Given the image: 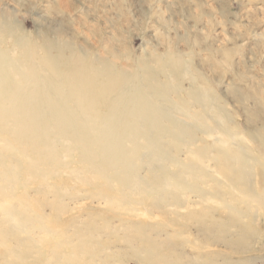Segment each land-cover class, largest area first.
<instances>
[{"label":"rangeland","instance_id":"374dc122","mask_svg":"<svg viewBox=\"0 0 264 264\" xmlns=\"http://www.w3.org/2000/svg\"><path fill=\"white\" fill-rule=\"evenodd\" d=\"M164 105L196 146L244 148L264 193V0H0V264H264V205L227 183L212 199L226 179L199 161L229 162ZM227 201L244 213L223 233Z\"/></svg>","mask_w":264,"mask_h":264},{"label":"bare ground","instance_id":"6f19581e","mask_svg":"<svg viewBox=\"0 0 264 264\" xmlns=\"http://www.w3.org/2000/svg\"><path fill=\"white\" fill-rule=\"evenodd\" d=\"M133 78V77H132ZM145 89V88H144ZM148 90V89H147ZM187 95H186V100L188 101V103L190 102V101H197V102H201L202 104H206L207 103V99L201 94V92L197 89V88H188L187 90ZM141 92H142V90H141ZM147 92V91H146ZM142 97H148L147 96V94L144 92H142ZM201 104V105H202ZM196 105V104H195ZM206 107H207V105H205ZM2 107H0V112H2ZM159 109L160 110H162L163 112V114H165V115H167L169 118H170V120H172L173 121V124H172V128L171 129H169V132H171V133H174V132H176L178 135H185L186 136V138H187V140H185V145L187 146V148L188 147H195L196 145H197V143H198V141H199V139L197 140V139H193L192 141L190 140L191 139V137H193V134H194V130L192 131V130H190V129H188V128H186V127H177L176 125H178L179 124V120H180V118H178V116H177V111L174 109V107L173 106H170V105H164L163 107H159ZM183 113V112H182ZM22 115V114H21ZM20 114H14V116L13 117H11L10 119L9 118H4V121H5V126H13V125H18L17 123H19V124H21L22 125V122L20 123V121L22 120V116H21ZM207 116H208V114H206V111H204V112H202L201 114H200V116H199V118L200 119H202L203 121L205 120V121H207L208 119H207ZM212 119V118H211ZM178 120V121H177ZM213 121V120H212ZM171 123V122H170ZM184 125H186V124H184ZM187 127H188V125H186ZM216 127V126H215ZM9 128V127H8ZM198 128V127H197ZM212 128V127H211ZM221 128V127H220ZM218 129V128H217ZM11 130V129H10ZM12 131V130H11ZM217 131V130H216ZM215 131V132H216ZM14 132H16V130L14 131ZM20 132V134H23V132H21V131H19ZM18 132V133H19ZM220 132V131H219ZM213 133H214V131H213ZM213 133H212V135H213ZM251 133V137H255V138H257V139H264V138H262V137H260V136H258V135H256L254 132H250ZM155 134H158L162 139H165V137H163L164 135H163V133L162 132H158V131H156V133ZM40 135V134H39ZM210 135V134H209ZM156 136V135H155ZM195 136V135H194ZM214 136V135H213ZM120 137V136H119ZM202 137V136H201ZM200 137V138H201ZM214 138V137H213ZM43 139V138H42ZM205 139H206V137H205ZM43 140H45V137H44V139ZM190 140V141H189ZM207 140V139H206ZM162 140H157V142L156 141H154V144H152L151 145V147H150V151L147 149L149 146H150V144L148 145L147 144V147L144 145V148H146L147 149V154H149L150 156L154 153V155L156 156L157 154H161L160 156H165L166 157V159H167V161H170V162H172L173 164H175V163H182L181 161H179L177 158H174L173 156H172V149H171V147L169 146V147H163V142H161ZM10 143H12V142H10ZM114 143H116V144H118V143H120V138H117V140L114 142ZM113 143V146H115L116 144H114ZM160 143L161 144H163V145H160ZM261 148H263L264 147V141H261ZM201 144V143H200ZM235 145H237V144H233L232 142L231 143H229V142H226V141H221V140H214L212 143H205L204 145L202 144V145H199V146H196L197 147V149H198V153H200V154H203V155H205V153H206V155H208V154H212V153H217L219 156H221V157H223L224 159H226L227 160V162H229V165L227 166L226 164H225V162H224V164L225 165H223L222 163V166L223 167H221L220 165V163H218V160H215L213 157H212V159H207L206 161H204V162H201V161H199L200 163L198 164V166L199 167H201V166H203L204 167V170L206 171V173H207V175H205V178H202L203 180H204V183L207 181V177L208 176H210L211 175V177L212 178H219L218 176L219 175H221V177H225V181H224V179L222 180L221 179V181H219V180H217L216 182H214L213 183V185H217V186H215V187H212V196H211V198L213 199V198H215L214 196H215V194H216V192H217V190L220 188L219 186H220V184L222 183V184H224V183H227V184H229L230 186H237L239 189H241V190H243L244 189V192L247 194V197L249 198V195H251L252 196V202H257L258 204H262V205H264V193H261V194H259V195H257L256 194V191H254L255 192V194H254V192L253 191H251V184H250V176L248 177L246 174H245V169L247 168H249V163H250V160H249V162H248V159H250L249 158V155H247V153H246V151L244 150V148H237ZM113 146H111L110 145V147H108L107 148V150H106V153H108V152H111L112 150H114V148H113ZM50 147V146H49ZM48 147V148H49ZM117 147V146H116ZM121 146L119 145V148H120ZM239 147V146H238ZM260 147V146H259ZM84 148H86V146H84ZM122 149H123V147H122ZM48 151H49V149H48ZM86 151H89V149L88 148H86ZM251 151H252V149H251ZM164 157V158H165ZM254 159V158H253ZM58 160V159H57ZM201 160H202V158H201ZM264 160V159H263ZM263 160H259L260 162H263V166H264V161ZM56 163H57V161H56ZM60 162H58V164H59ZM64 164V162H62L61 161V164ZM149 165L150 166H152V167H154V165L153 164H151V163H149ZM141 166H143V165H141V163L140 164H136V167L137 168H139V167H141ZM165 167L164 168H167V165H164ZM217 167L218 168V170H212L211 172H209V168L210 167ZM162 167H163V165H162ZM161 167V168H162ZM132 168H133V166H132ZM202 168V167H201ZM225 168V171L223 170V169ZM219 170H223V171H219ZM100 172H102V171H100ZM100 172H98V173H100ZM168 173H169V171H168ZM216 173H218L219 175H217ZM210 174V175H209ZM173 174H171V176H172ZM260 175V178H261V183L262 182H264V168H263V171L259 174ZM201 179V180H202ZM135 180L137 181V183H136V185H140L141 183H144L145 181H146V178L145 179H142L141 177H137L136 176V178H135ZM133 185V184H132ZM166 185H168V183L166 182ZM182 186V185H181ZM183 187V186H182ZM223 187V186H222ZM260 186H259V183H257V189L259 188ZM249 191H250V193H249ZM203 192H205V191H202V190H200V194L199 195H201V196H203L204 198L203 199H206V198H210V195H208V197H206L207 196V194H205V193H203ZM220 192V191H219ZM198 195V196H199ZM177 197V196H176ZM164 198V197H163ZM210 198V199H211ZM251 198V197H250ZM207 199V202L209 201ZM177 202H179V203H182L181 202V199H180V197H177L176 199H175ZM158 201L160 202V198H158ZM223 201V200H222ZM225 201V200H224ZM249 202V201H248ZM230 201L228 202L227 201V205H228V208H227V210L229 211V214H228V219H223L224 220V222H225V224H223V222H220V225H217V227H219V230H221L223 233H229V231L231 230V228H233V226L235 225V222H237V220H238V218H239V216H240V214L242 213H244L243 212V210H241V213L239 214V211H237L236 209H231V207H230ZM181 205V204H180ZM224 206H222L221 205V208L223 209V210H225L224 208H226L227 206L225 205V204H223ZM207 212H209L208 210H206ZM226 211V210H225ZM207 212H206V214H207ZM219 219H221L222 220V218H219ZM222 220V221H223ZM215 222V221H214ZM216 227V224L215 223H213V224H208L207 226H205V228H203V230H205V231H210V230H218V228ZM248 227V226H247ZM246 228V227H245ZM244 227L241 229V231H240V233H239V235H241V238L239 239V243H241V244H243L244 242H245V240H246V238L249 236V237H251V236H253V232H252V230L249 228V232L248 231H246V229H245ZM245 229V230H244ZM248 229V228H247ZM242 230H244V231H242ZM146 232H147V230H145ZM145 231L143 232L145 235H147L146 233H145ZM233 241V240H232ZM231 241V239L230 240H227V243H229V245H232V244H237V243H234V242H232ZM156 243L154 242V241H148V249H146V251L147 252H149L150 253V259L152 260L153 259V256H155V254H156V256H157V253H154V249H153V247H152V245H155ZM145 246L143 245V247L142 248H144ZM150 247V248H149ZM149 258V257H148ZM161 257H157V259H160ZM244 264H253V262L251 261V262H247V263H244Z\"/></svg>","mask_w":264,"mask_h":264}]
</instances>
